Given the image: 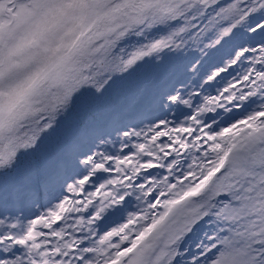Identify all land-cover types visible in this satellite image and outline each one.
Masks as SVG:
<instances>
[{
	"label": "snow or ice",
	"instance_id": "6c2138e0",
	"mask_svg": "<svg viewBox=\"0 0 264 264\" xmlns=\"http://www.w3.org/2000/svg\"><path fill=\"white\" fill-rule=\"evenodd\" d=\"M0 264H264V0H0Z\"/></svg>",
	"mask_w": 264,
	"mask_h": 264
},
{
	"label": "trees",
	"instance_id": "16d2710c",
	"mask_svg": "<svg viewBox=\"0 0 264 264\" xmlns=\"http://www.w3.org/2000/svg\"><path fill=\"white\" fill-rule=\"evenodd\" d=\"M147 72L143 73L140 78L146 76ZM133 95V90L131 88H125L112 95L109 105L102 109L98 114L99 118L102 120H108L115 112H119L124 109L129 103ZM127 122V120L125 119Z\"/></svg>",
	"mask_w": 264,
	"mask_h": 264
},
{
	"label": "rangeland",
	"instance_id": "374dc122",
	"mask_svg": "<svg viewBox=\"0 0 264 264\" xmlns=\"http://www.w3.org/2000/svg\"><path fill=\"white\" fill-rule=\"evenodd\" d=\"M119 147V145H117V148ZM69 195H71L70 193H69Z\"/></svg>",
	"mask_w": 264,
	"mask_h": 264
}]
</instances>
